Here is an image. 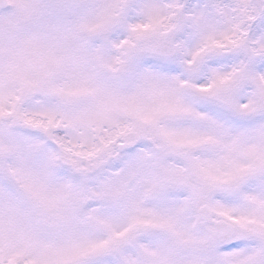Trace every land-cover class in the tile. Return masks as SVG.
<instances>
[{
	"label": "snow or ice",
	"instance_id": "1",
	"mask_svg": "<svg viewBox=\"0 0 264 264\" xmlns=\"http://www.w3.org/2000/svg\"><path fill=\"white\" fill-rule=\"evenodd\" d=\"M0 264H264V0H0Z\"/></svg>",
	"mask_w": 264,
	"mask_h": 264
}]
</instances>
